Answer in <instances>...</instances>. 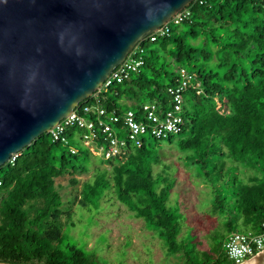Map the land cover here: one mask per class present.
<instances>
[{
    "label": "trees",
    "instance_id": "obj_1",
    "mask_svg": "<svg viewBox=\"0 0 264 264\" xmlns=\"http://www.w3.org/2000/svg\"><path fill=\"white\" fill-rule=\"evenodd\" d=\"M189 8L190 20L136 44L145 61L140 73L80 104L107 110L137 109L141 99L167 104L166 89L180 81V68L191 74L182 130L167 142L209 190L207 211L218 219L207 234L213 242L207 239L208 249L200 248L191 226L181 235L186 206L177 198L170 203L174 178L154 171L161 163L160 139L98 160L111 169L82 182L79 205L95 204L112 190L186 264H234L223 241L234 231L257 230L264 219V0H194ZM81 134L69 128L66 145L41 134L13 164L0 167V262L99 264L83 247L62 243V215L69 220L77 196L64 204L55 179L70 175L75 185L89 171L90 149Z\"/></svg>",
    "mask_w": 264,
    "mask_h": 264
},
{
    "label": "water",
    "instance_id": "obj_2",
    "mask_svg": "<svg viewBox=\"0 0 264 264\" xmlns=\"http://www.w3.org/2000/svg\"><path fill=\"white\" fill-rule=\"evenodd\" d=\"M193 1L0 0V167ZM239 264H264V249Z\"/></svg>",
    "mask_w": 264,
    "mask_h": 264
},
{
    "label": "rangeland",
    "instance_id": "obj_3",
    "mask_svg": "<svg viewBox=\"0 0 264 264\" xmlns=\"http://www.w3.org/2000/svg\"><path fill=\"white\" fill-rule=\"evenodd\" d=\"M147 101L141 99L139 103ZM177 136L178 134L173 135ZM146 141L150 142V138H146ZM161 142V163L154 165V171L174 178L170 203H175L177 198L186 206L185 225L181 235L191 226L197 235L199 247L208 249L207 234L218 224L216 216H211L207 211L209 190L194 175L193 170L184 164V154L174 145H169L167 138ZM90 154L91 167L86 174L78 176L77 184L69 183L70 175L55 179L64 204H67L71 196H77L71 207L73 214L69 220L66 213L62 215V243L83 247L92 253L99 264H186V259L180 255L181 252H169L163 240H160L157 229L148 225L143 218L135 217L126 205L116 198L112 190L106 191L95 204H89L88 207L79 205L82 182L93 180L101 169H111L109 164L99 163L98 160L102 158L99 153L90 150ZM208 240L213 242L214 239L209 237ZM188 247L192 249V244L189 243ZM228 261L232 262L229 259Z\"/></svg>",
    "mask_w": 264,
    "mask_h": 264
},
{
    "label": "built area",
    "instance_id": "obj_4",
    "mask_svg": "<svg viewBox=\"0 0 264 264\" xmlns=\"http://www.w3.org/2000/svg\"><path fill=\"white\" fill-rule=\"evenodd\" d=\"M189 6L180 9L169 21L157 28L146 38L155 40L170 32L172 25L176 26L190 20ZM143 50L136 46L129 52L122 63L105 78L99 89L106 90L114 83L129 79L132 74L141 72L144 66ZM180 81L168 86L166 92L169 96L167 104L157 101L141 103L137 109L107 110L96 104L80 103L65 117H63L47 133L51 142L61 141L68 144L66 131L71 127L82 130L81 141L93 152L104 159L122 156L131 147H140L146 138L164 139L179 134L184 121V94L190 81L191 74L180 68ZM69 151L75 153L76 149L69 146ZM19 152L11 155L8 163L13 164ZM2 178L0 176V187ZM226 257L234 264L250 259L264 249V219L257 230L234 231L227 235L222 244Z\"/></svg>",
    "mask_w": 264,
    "mask_h": 264
}]
</instances>
